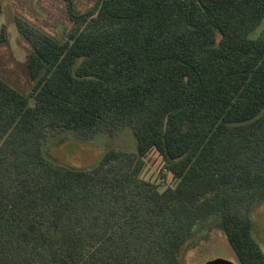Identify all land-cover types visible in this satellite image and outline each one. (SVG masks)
Masks as SVG:
<instances>
[{
    "label": "trees",
    "instance_id": "1",
    "mask_svg": "<svg viewBox=\"0 0 264 264\" xmlns=\"http://www.w3.org/2000/svg\"><path fill=\"white\" fill-rule=\"evenodd\" d=\"M71 20L58 41L16 18L33 87L0 77V264H183L213 218L264 264V0H99ZM126 127L136 149L86 167L43 152L51 131ZM153 148L175 186L141 177Z\"/></svg>",
    "mask_w": 264,
    "mask_h": 264
},
{
    "label": "rangeland",
    "instance_id": "2",
    "mask_svg": "<svg viewBox=\"0 0 264 264\" xmlns=\"http://www.w3.org/2000/svg\"><path fill=\"white\" fill-rule=\"evenodd\" d=\"M98 2L0 0V77L25 95L32 90L33 81L27 72L31 46L21 34L16 18L62 41L74 26L71 18L95 12ZM29 101L33 104L35 99L30 97ZM111 147L135 150L136 140L130 128L121 129L115 136L99 133L89 140H82L72 130L51 131L43 144V152L46 157L62 164L86 167ZM141 177L159 189L173 187L177 183L170 172L162 169L161 157L154 148L144 156ZM251 217L253 233L264 251V202L253 208ZM179 256L183 264H239L217 218L211 219L207 227L194 231L180 248Z\"/></svg>",
    "mask_w": 264,
    "mask_h": 264
},
{
    "label": "built area",
    "instance_id": "3",
    "mask_svg": "<svg viewBox=\"0 0 264 264\" xmlns=\"http://www.w3.org/2000/svg\"><path fill=\"white\" fill-rule=\"evenodd\" d=\"M165 171V170H164Z\"/></svg>",
    "mask_w": 264,
    "mask_h": 264
}]
</instances>
